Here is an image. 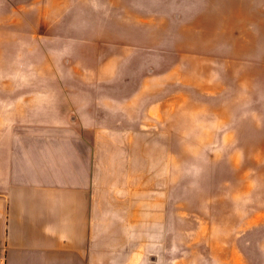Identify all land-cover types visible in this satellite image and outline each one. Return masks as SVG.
Returning <instances> with one entry per match:
<instances>
[{"label": "rangeland", "instance_id": "1", "mask_svg": "<svg viewBox=\"0 0 264 264\" xmlns=\"http://www.w3.org/2000/svg\"><path fill=\"white\" fill-rule=\"evenodd\" d=\"M0 85L68 90L75 140L20 142L75 148L115 262L264 264V0H0Z\"/></svg>", "mask_w": 264, "mask_h": 264}, {"label": "crops", "instance_id": "2", "mask_svg": "<svg viewBox=\"0 0 264 264\" xmlns=\"http://www.w3.org/2000/svg\"><path fill=\"white\" fill-rule=\"evenodd\" d=\"M5 88L0 85V264H118L113 257L122 238L116 229L123 218L107 212L106 191L101 202L83 164L76 175L75 148L64 149L68 159L59 168L52 163L57 150L20 142L49 141L58 138L55 131L69 129L66 138L75 140L71 106H43L48 100L63 104V96L70 104L68 90L54 85L49 99L38 92L17 96L24 105H38L21 118L23 111H12Z\"/></svg>", "mask_w": 264, "mask_h": 264}]
</instances>
